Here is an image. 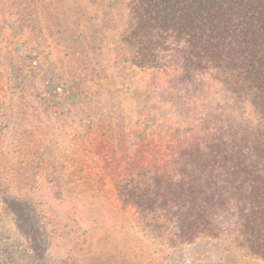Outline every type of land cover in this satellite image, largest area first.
I'll return each instance as SVG.
<instances>
[{
  "label": "rangeland",
  "instance_id": "obj_1",
  "mask_svg": "<svg viewBox=\"0 0 264 264\" xmlns=\"http://www.w3.org/2000/svg\"><path fill=\"white\" fill-rule=\"evenodd\" d=\"M130 1L0 0V264H264L230 236L171 246L120 199L129 159L178 160L230 95L133 65Z\"/></svg>",
  "mask_w": 264,
  "mask_h": 264
},
{
  "label": "trees",
  "instance_id": "obj_2",
  "mask_svg": "<svg viewBox=\"0 0 264 264\" xmlns=\"http://www.w3.org/2000/svg\"><path fill=\"white\" fill-rule=\"evenodd\" d=\"M122 40L136 67L215 80L230 95L178 160L129 159L120 199L171 246L230 236L264 261V0H131Z\"/></svg>",
  "mask_w": 264,
  "mask_h": 264
}]
</instances>
